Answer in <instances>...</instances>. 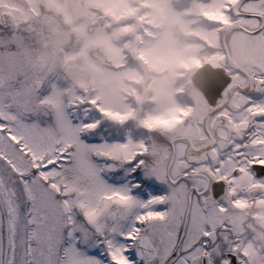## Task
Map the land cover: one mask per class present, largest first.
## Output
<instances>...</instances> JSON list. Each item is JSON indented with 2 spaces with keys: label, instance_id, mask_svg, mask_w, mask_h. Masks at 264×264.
<instances>
[{
  "label": "snow or ice",
  "instance_id": "snow-or-ice-1",
  "mask_svg": "<svg viewBox=\"0 0 264 264\" xmlns=\"http://www.w3.org/2000/svg\"><path fill=\"white\" fill-rule=\"evenodd\" d=\"M233 3L226 13L261 46L253 74L264 83V0ZM230 86L217 79L210 95ZM91 103L0 54V264H208L211 239L190 244L172 189ZM253 117L235 145L241 156L264 153V103ZM255 171L264 176V165ZM213 261L239 264L227 252Z\"/></svg>",
  "mask_w": 264,
  "mask_h": 264
},
{
  "label": "flooded vegetation",
  "instance_id": "flooded-vegetation-1",
  "mask_svg": "<svg viewBox=\"0 0 264 264\" xmlns=\"http://www.w3.org/2000/svg\"><path fill=\"white\" fill-rule=\"evenodd\" d=\"M226 7L227 0H155L154 42L172 34L187 61L145 69L146 83L161 82L167 95L157 96L153 86L137 103L128 97L133 117L111 115L106 125L127 145H142L135 150L159 172V182L172 189L180 219L191 232L190 244L205 235L211 239L213 252L202 253L208 264L221 252L237 257L239 264H260L264 176L255 169L264 165V153L241 156L235 145L264 103V83L253 74L261 46L233 23ZM131 66L126 58L120 71ZM229 78L223 98L214 100L210 89L215 81ZM147 117L154 124L142 126ZM260 145L257 140L247 147L251 151Z\"/></svg>",
  "mask_w": 264,
  "mask_h": 264
},
{
  "label": "rangeland",
  "instance_id": "rangeland-1",
  "mask_svg": "<svg viewBox=\"0 0 264 264\" xmlns=\"http://www.w3.org/2000/svg\"><path fill=\"white\" fill-rule=\"evenodd\" d=\"M154 2L0 0V15L9 13L16 22L13 29L0 28V54L14 56L30 74L54 83L68 98L94 102L91 107L104 125L111 115L133 117L128 97L137 103L153 86L157 96L167 95L161 82L146 83L145 69L187 61L186 51L172 34L154 42ZM146 8L149 12H144ZM126 58L136 67L121 72ZM140 123L154 124L148 117ZM128 145L133 150L142 148L133 142Z\"/></svg>",
  "mask_w": 264,
  "mask_h": 264
},
{
  "label": "water",
  "instance_id": "water-1",
  "mask_svg": "<svg viewBox=\"0 0 264 264\" xmlns=\"http://www.w3.org/2000/svg\"><path fill=\"white\" fill-rule=\"evenodd\" d=\"M0 27L3 29H11L16 27L14 17L9 13H4L0 16ZM135 53L133 52V55Z\"/></svg>",
  "mask_w": 264,
  "mask_h": 264
}]
</instances>
